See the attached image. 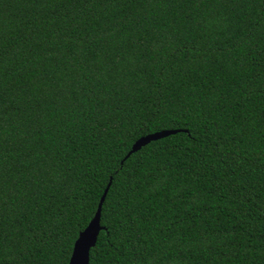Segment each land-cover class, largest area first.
<instances>
[{
  "label": "trees",
  "instance_id": "1",
  "mask_svg": "<svg viewBox=\"0 0 264 264\" xmlns=\"http://www.w3.org/2000/svg\"><path fill=\"white\" fill-rule=\"evenodd\" d=\"M109 183L90 264H264V0H0V264Z\"/></svg>",
  "mask_w": 264,
  "mask_h": 264
},
{
  "label": "water",
  "instance_id": "2",
  "mask_svg": "<svg viewBox=\"0 0 264 264\" xmlns=\"http://www.w3.org/2000/svg\"><path fill=\"white\" fill-rule=\"evenodd\" d=\"M179 131L180 130H163L143 136L133 145L129 155L140 150L143 146L147 145L151 141L176 134ZM110 186L111 183H109L104 195L101 198L98 210L94 218L91 220L89 225L80 233L79 238L75 243L74 251L69 264H90L91 249L96 246L100 232L103 229V226L101 225L102 208Z\"/></svg>",
  "mask_w": 264,
  "mask_h": 264
}]
</instances>
